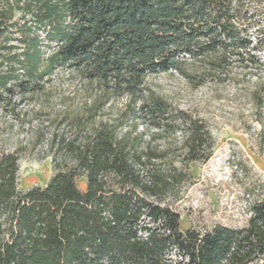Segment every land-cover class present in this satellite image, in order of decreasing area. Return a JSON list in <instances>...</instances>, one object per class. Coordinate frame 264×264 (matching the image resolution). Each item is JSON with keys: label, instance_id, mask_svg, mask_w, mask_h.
Wrapping results in <instances>:
<instances>
[{"label": "trees", "instance_id": "1", "mask_svg": "<svg viewBox=\"0 0 264 264\" xmlns=\"http://www.w3.org/2000/svg\"><path fill=\"white\" fill-rule=\"evenodd\" d=\"M263 48L264 0H4L0 100L42 90L60 69L95 92L71 134L50 136L45 186L19 190L18 150L0 152V264H264V201L244 227L182 229L166 200L188 176L118 132L122 117L155 133L179 129L184 157L204 159L213 147L205 124L171 112L145 78L225 77L258 64ZM189 65L202 70L190 74ZM122 98L116 123L96 121Z\"/></svg>", "mask_w": 264, "mask_h": 264}, {"label": "rangeland", "instance_id": "2", "mask_svg": "<svg viewBox=\"0 0 264 264\" xmlns=\"http://www.w3.org/2000/svg\"><path fill=\"white\" fill-rule=\"evenodd\" d=\"M12 21L22 24L19 13ZM17 28L12 38L18 36ZM6 45L19 43L11 39ZM257 56L258 64L246 70L235 65L220 78H191L175 71L145 78L146 91L164 99L171 112L183 111L205 124L213 147L202 160L191 162L184 157L179 129L155 133L126 117L119 121L120 134L133 138L139 148L165 154L163 164L173 163L188 176L166 200L179 213L182 229L204 230L218 224L244 227L251 205L264 201V48ZM187 70L192 74L202 69L189 65ZM94 92L77 75L60 69L44 79L42 90L26 95L14 90L0 100V152L18 150L19 190L46 185L53 174L50 136L71 134L76 116L80 121L86 118ZM125 102V98L114 99L96 121L116 123ZM78 186L85 188L84 177Z\"/></svg>", "mask_w": 264, "mask_h": 264}]
</instances>
